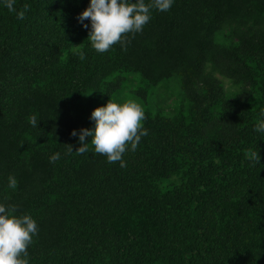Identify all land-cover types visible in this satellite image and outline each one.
I'll return each mask as SVG.
<instances>
[{
    "label": "trees",
    "instance_id": "obj_1",
    "mask_svg": "<svg viewBox=\"0 0 264 264\" xmlns=\"http://www.w3.org/2000/svg\"><path fill=\"white\" fill-rule=\"evenodd\" d=\"M88 4L0 6V202L37 221L29 264H264V0H175L103 54ZM109 100L145 111L126 168L68 153Z\"/></svg>",
    "mask_w": 264,
    "mask_h": 264
},
{
    "label": "clouds",
    "instance_id": "obj_2",
    "mask_svg": "<svg viewBox=\"0 0 264 264\" xmlns=\"http://www.w3.org/2000/svg\"><path fill=\"white\" fill-rule=\"evenodd\" d=\"M16 0H0V6L9 11H16ZM175 0H89L88 6L78 15L77 21L83 28L89 30L88 39L93 49L100 54L108 52L119 44L126 51L127 45L137 33H142L144 27L152 19V13L158 11L167 13ZM23 13H18V19H23ZM89 23H85V21ZM84 54L81 53V59ZM94 121L92 129L73 130L71 135L78 137L80 147L73 152L68 147V153L84 155L90 152L86 138L91 137V145L96 154L106 156L108 163L119 162L121 168L127 167L124 154L135 152L141 138L149 135L143 122L145 111L135 100L124 103L108 101L105 105L95 108L90 115ZM31 126L37 128L38 119L31 117ZM256 133H264V112L253 128ZM61 159L59 152L49 157V162L55 164ZM251 160L258 162V154L254 152ZM18 181L14 176L8 178V188L15 190ZM17 206L0 202V264H29L28 247L33 238L38 235L37 221L29 214L17 215Z\"/></svg>",
    "mask_w": 264,
    "mask_h": 264
},
{
    "label": "rangeland",
    "instance_id": "obj_3",
    "mask_svg": "<svg viewBox=\"0 0 264 264\" xmlns=\"http://www.w3.org/2000/svg\"><path fill=\"white\" fill-rule=\"evenodd\" d=\"M223 27H226V26H223ZM226 29H228L227 27H226ZM229 84V82L227 83V85Z\"/></svg>",
    "mask_w": 264,
    "mask_h": 264
}]
</instances>
